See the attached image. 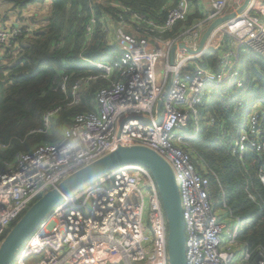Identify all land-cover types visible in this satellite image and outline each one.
I'll list each match as a JSON object with an SVG mask.
<instances>
[{"label": "built area", "instance_id": "1", "mask_svg": "<svg viewBox=\"0 0 264 264\" xmlns=\"http://www.w3.org/2000/svg\"><path fill=\"white\" fill-rule=\"evenodd\" d=\"M93 1L104 5L101 0ZM245 1L200 0L203 20L180 29L179 35L169 41H161L156 34L173 30L185 20L192 11L190 0H177L162 25L124 9L132 23L144 22L148 27L131 36L121 18L123 23L115 30L121 53L111 63L82 60L102 72L100 79L110 80L117 71V79L96 93L97 111L76 116L61 141L20 153L14 162L4 161L0 166V244L33 204L69 176L118 146H142L159 154L174 172L186 223L187 264H251L253 259V264H264V248L251 252L244 243L240 253L235 250L241 219L227 204L224 210L229 218L222 219L217 213L211 194V179L217 177L201 170L208 168L202 159L197 169L191 151L202 130L216 124L211 115L204 117V124L201 122L212 88H237L242 81L240 54L245 49L264 59V0H251L242 13L217 27L200 53L191 54L187 49L197 52L211 24L237 13ZM173 3L170 0L169 4ZM98 23L99 19L92 16L87 29L92 31ZM26 28H0V48L16 49V39L23 31H35ZM210 52L218 55V70L204 62ZM1 60L0 54V67ZM81 86L78 82L73 87L70 107L80 102ZM62 90L66 91L65 84ZM256 101L264 106L263 98ZM60 111L56 108L48 112L43 128L33 134L48 132ZM242 129L247 136L238 133L239 139L229 150L243 161L249 145L264 160V111L251 112L248 125ZM8 148L0 143V149ZM259 182L264 187V168L260 169ZM247 194L255 201L250 191ZM145 208L150 228L144 225ZM231 219L233 228L228 226ZM259 223H264V217ZM168 235L155 180L145 168L126 165L64 198L11 264H30L35 257L40 259L35 264H169Z\"/></svg>", "mask_w": 264, "mask_h": 264}, {"label": "trees", "instance_id": "2", "mask_svg": "<svg viewBox=\"0 0 264 264\" xmlns=\"http://www.w3.org/2000/svg\"><path fill=\"white\" fill-rule=\"evenodd\" d=\"M101 1L104 5L95 4L93 0H3L20 14L30 6L47 10L38 17L39 26L32 34L23 31L16 39V49L0 48V143L9 147L0 149V166L4 161L14 162L20 153L61 141L76 116L97 111L96 93L117 79V71H113L110 80L100 79L102 72L82 60L111 63L115 55L121 53L115 34L119 24L125 22L126 33L131 36L148 27L144 22L132 23L130 13H125L124 9L162 25L177 6V0H173L172 5L170 0ZM190 2L192 11L187 18L173 30L156 34L158 39L163 41L162 37L168 35L166 41L173 40L180 29L186 30L203 20L200 0ZM92 16L97 17L99 23L91 31L87 27ZM121 18L123 22H120ZM36 20L32 21L37 24ZM217 57L214 52L208 53L204 57L206 66L218 70ZM240 69L244 88L236 97L228 96L232 88L227 85L212 88V97L202 112L201 122L204 124V115L210 114L216 118V124L202 130L191 151L194 160H204L213 169L208 168V171L217 177L211 179L212 197L220 184L223 189L227 188L226 204L233 215L241 219L239 239L254 252L264 248V223H259L264 217V187L259 182L264 160L248 145L244 160L240 161L231 155L229 147L243 126L248 125L252 110L251 104L248 108L244 103L238 104L241 100L248 104L253 98L255 101L257 97L264 99V59L245 49L240 54ZM78 82H82L80 102L70 107L74 101L73 87ZM63 84L66 91L62 90ZM255 86L258 89L254 90ZM247 90L250 94L245 101ZM56 108L61 111L53 120L51 129L33 134L43 128L45 115ZM219 128L221 134L225 130L228 136L222 134V140L214 143V133ZM248 191L255 201L248 198ZM259 206L262 210H258Z\"/></svg>", "mask_w": 264, "mask_h": 264}, {"label": "water", "instance_id": "3", "mask_svg": "<svg viewBox=\"0 0 264 264\" xmlns=\"http://www.w3.org/2000/svg\"><path fill=\"white\" fill-rule=\"evenodd\" d=\"M251 0H246L237 13L220 18L213 22L203 35L197 52L188 50L191 54H198L204 48L211 33L220 25L242 13ZM15 27H18L16 25ZM181 48H184L181 46ZM174 48L172 64L174 63ZM159 110L161 103H159ZM160 117H158V121ZM136 165L148 170L156 182L162 205L168 222V259L169 264H187L186 259V223L183 214L180 191L173 170L159 154L142 146H118L107 156L93 162L89 166L75 172L62 181L56 188L48 191L40 198L16 225L11 229L0 244V264H11L19 249L27 242L36 229L42 224L52 210L64 200L88 186L104 175L116 169Z\"/></svg>", "mask_w": 264, "mask_h": 264}, {"label": "rangeland", "instance_id": "4", "mask_svg": "<svg viewBox=\"0 0 264 264\" xmlns=\"http://www.w3.org/2000/svg\"><path fill=\"white\" fill-rule=\"evenodd\" d=\"M112 35H113V32H112ZM168 35H166V36H164V37H162V40L163 41H166V40H168ZM112 40V39H111ZM218 56V55H217ZM217 59H218V57H217ZM243 72H244V70H243ZM243 76H245V74H243ZM239 85L237 86V88L236 87H232V89L229 91V97H231L234 93V95L233 96H237V94H238V91L237 92H235V90L236 89H243L244 88V86H243V84H244V80H242L241 82H239L238 83ZM239 87V88H238ZM256 87V86H255ZM257 88V87H256ZM254 90H255V88H254ZM250 94V91L248 92V90L244 93V97H245V101H246V99H247V97H248V95ZM235 96V97H236ZM244 101V100H243ZM250 101L248 100V104H246L247 102H242V100H241V102L238 104V105H242L243 103L245 104V106H247V108L248 107H250V104H251V107H252V110H251V112H255V111H259V110H261V111H264V106L263 105H260V104H257L256 103V101H255V98H253V99H251V102L249 103ZM205 114V113H204ZM251 114V113H250ZM208 116H210V114H206V115H204V117H208ZM251 124V123H250ZM244 129H247V128H244ZM220 130V128L219 129H217V131L214 133V143H219L221 140H222V134H223V132H224V136H228L227 135V131H223L222 132V134H221V132L219 131ZM242 135L243 136H247V132L246 131H243V133H242ZM249 138L251 139V133H249ZM239 139V135H237V137H236V139L232 142V143H234L236 140H238ZM197 143V142H196ZM231 155L232 156H235L233 153H231ZM194 164H195V166H196V168L197 169H199L200 168V162L198 161V159H196V160H194ZM207 165H208V168L210 169V170H212L213 171V169L209 166V164L208 163H206ZM207 167L206 168H203V167H201V170L202 171H204V172H206V171H208L207 169H208ZM213 173V172H212ZM212 178H215V177H212ZM219 185V184H218ZM219 187L221 188V186L219 185ZM223 187V186H222ZM220 188L219 189H217L216 190V194H214L215 196H214V198H215V202H216V204H217V208H216V211H217V213L220 215V217L222 218V219H224L223 217H225V218H229V212H226L225 210H224V204H226V203H228V197H227V188L225 187L224 189H225V191L224 190H220ZM249 192V191H248ZM247 192V193H248ZM224 194H225V196H224ZM252 194V193H251ZM34 205V204H33ZM32 205V206H33ZM31 206V207H32ZM30 207V208H31ZM29 208V209H30ZM28 209V210H29ZM146 209V212H145V217H144V225L147 227V228H150V222H149V217H148V213H149V211H148V208H145ZM258 210H262V208H261V206H259L258 207ZM28 212V211H27ZM26 212V213H27ZM227 216V217H226ZM22 219V218H21ZM232 220V219H231ZM231 223H232V225H234V220H232L231 221ZM15 226V225H14ZM13 226V227H14ZM13 227L11 228V229H13ZM231 228H233V226H231ZM224 239L225 240H228V236H224ZM227 243H225L224 242V245H226ZM242 246H243V243L240 241V239H238V243H237V245H236V247H235V250L236 251H240V249H242ZM240 253V252H239ZM238 253V254H239ZM39 258H32L31 259V262L32 263H30V264H35V263H38L39 262ZM255 262V259H253L252 260V262H251V264H253ZM246 264V263H245Z\"/></svg>", "mask_w": 264, "mask_h": 264}, {"label": "crops", "instance_id": "5", "mask_svg": "<svg viewBox=\"0 0 264 264\" xmlns=\"http://www.w3.org/2000/svg\"><path fill=\"white\" fill-rule=\"evenodd\" d=\"M46 10L47 8L45 9L41 6H30L20 14L13 11L11 5H7L3 3V0H0V28L15 27L18 25L19 27L26 26L33 30L37 29L39 26L38 17H42ZM33 19H37V24L32 21ZM228 226H233L230 221H228Z\"/></svg>", "mask_w": 264, "mask_h": 264}, {"label": "bare ground", "instance_id": "6", "mask_svg": "<svg viewBox=\"0 0 264 264\" xmlns=\"http://www.w3.org/2000/svg\"><path fill=\"white\" fill-rule=\"evenodd\" d=\"M242 130H243V129H241V130L239 131V135L242 133Z\"/></svg>", "mask_w": 264, "mask_h": 264}]
</instances>
